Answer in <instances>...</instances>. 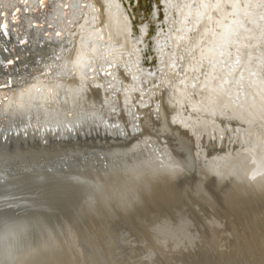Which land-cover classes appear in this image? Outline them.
Masks as SVG:
<instances>
[{
	"label": "rangeland",
	"instance_id": "rangeland-1",
	"mask_svg": "<svg viewBox=\"0 0 264 264\" xmlns=\"http://www.w3.org/2000/svg\"><path fill=\"white\" fill-rule=\"evenodd\" d=\"M186 1L169 2L177 13L174 19L166 11L172 53L157 82L125 74L133 46L138 57L151 48L144 25L131 45V23L124 18L129 41L120 49L122 80L138 86L116 92L129 100L120 99L118 110L107 114L103 99L116 104V82L106 98L100 83L89 82L79 105L89 115L67 131L73 138L61 132L43 145L27 142V152L39 147L91 158L73 172L76 180L57 189L53 241L23 264H264V181L256 182L250 170L264 148L258 132L264 114L254 120L248 111L264 85V1ZM244 32L251 38L241 51ZM241 77L245 85L235 106L249 116L227 117Z\"/></svg>",
	"mask_w": 264,
	"mask_h": 264
},
{
	"label": "bare ground",
	"instance_id": "bare-ground-1",
	"mask_svg": "<svg viewBox=\"0 0 264 264\" xmlns=\"http://www.w3.org/2000/svg\"><path fill=\"white\" fill-rule=\"evenodd\" d=\"M263 1L259 0L258 5ZM169 2L170 0H126V2L125 0H105V2L104 0H0V136L8 138L9 132L27 134L29 131H37L41 134L46 132L47 128L48 131L67 127L73 129L81 118L86 114L89 115V109L79 107L89 82L100 83L105 98L112 95V86L116 82L117 87L114 88V93L112 92L119 97L116 104L112 106L109 99H103L108 114L110 110H118L120 99L124 102L129 100L126 94L120 97L116 92L117 88L127 90V87L129 89L138 86L132 87V79H126L128 84H125L122 75L126 74L132 78V73L138 72L141 78L143 75L148 81L153 78L155 81L159 80L164 72L163 59L168 52H171V39L174 38L169 34L171 19L167 12H172L174 19L177 13L171 11ZM190 2L188 6L191 5ZM175 7L173 9H176ZM195 11L197 13V10ZM22 12L25 15H22ZM22 16L25 20L21 19ZM124 18L131 23L133 31L131 45L141 35L140 28L144 25L145 44L148 50L151 48L148 53H141V57H138L136 45L133 46L130 53L134 59L132 61L129 59L130 63L125 74L120 66L122 60L120 49L126 47L128 44L126 41H129ZM75 21V28L69 29ZM177 28L175 27L174 30ZM243 38L239 46L241 51L246 50L244 44L247 46L251 37L245 33ZM229 43L230 40L225 46L227 47ZM137 47L140 50L142 48L140 44ZM240 50L238 49V52ZM148 55L155 56L152 62L147 63V60H144ZM138 58L142 60L139 61ZM244 69L243 75L246 74ZM157 72L158 74H155ZM163 81L169 86L174 85L165 78ZM238 82L237 98L227 117L234 115L243 118L248 115L238 104L235 106L241 97L239 93L241 85H245L243 77ZM259 85L260 94L257 91L259 103L248 110L254 120L264 114V85ZM92 113L91 111L90 114ZM255 130L256 128L253 129L254 133ZM258 132L264 135L263 129ZM150 155H147V160ZM151 157L156 156L151 155ZM236 162L237 159L229 164L227 173L232 171ZM254 162L255 165L250 169L252 176L256 182L262 183L264 148L260 157L254 158Z\"/></svg>",
	"mask_w": 264,
	"mask_h": 264
},
{
	"label": "water",
	"instance_id": "water-1",
	"mask_svg": "<svg viewBox=\"0 0 264 264\" xmlns=\"http://www.w3.org/2000/svg\"><path fill=\"white\" fill-rule=\"evenodd\" d=\"M48 130L0 136V264H23L53 241L59 229L58 190L91 158L69 151L46 154L39 147L27 152L32 139L43 145L61 132L74 137L68 127Z\"/></svg>",
	"mask_w": 264,
	"mask_h": 264
}]
</instances>
